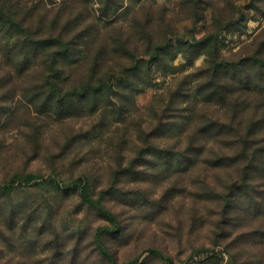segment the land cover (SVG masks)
I'll return each instance as SVG.
<instances>
[{
  "label": "rangeland",
  "instance_id": "rangeland-1",
  "mask_svg": "<svg viewBox=\"0 0 264 264\" xmlns=\"http://www.w3.org/2000/svg\"><path fill=\"white\" fill-rule=\"evenodd\" d=\"M1 8L74 56L0 32V264H264V0Z\"/></svg>",
  "mask_w": 264,
  "mask_h": 264
},
{
  "label": "trees",
  "instance_id": "trees-1",
  "mask_svg": "<svg viewBox=\"0 0 264 264\" xmlns=\"http://www.w3.org/2000/svg\"><path fill=\"white\" fill-rule=\"evenodd\" d=\"M0 16L2 17L0 24H3V27H1L0 32L4 31V34L8 35L9 33L14 31V32H17L14 34V37L15 36H19V37L20 36H26L28 38V43H26V46L28 47V49L23 53V56L20 58V61H19V63H21L25 66L24 72L26 74L31 73L32 70H35L38 67V63H37L38 57L36 56V53H35V50L38 47H39L38 50H40L42 47H44V48H53L54 47V48H58V50H59V51H56L55 53H53L54 56H53V59H51V61H46L47 67L49 66L48 69H49L50 75H52V73H58V71H59V69H58L59 68V66H58L59 54H63L65 56L69 55V57L74 56V53L71 52V50L69 49L70 41H68V39H66L62 36L54 37V38L36 39L38 44H39V46L36 47V45H35L36 41L34 39L30 38L31 36L29 33V29L27 27H24V24L15 20V15H14L12 10H7L5 8H1L0 9ZM103 16L105 18H109L110 14L107 13V11H105L103 13ZM16 27L19 29V31H16V29H15ZM11 38H13V34H10L8 37V39H11ZM166 48L167 47H165L163 50L165 51ZM60 50H62V51H60ZM155 51H157V50H155ZM64 60H66V59H64ZM263 62L264 61L260 59L258 61H254V63H250V64L253 66H256V67L259 66L260 68H262ZM49 79H50L49 77L45 78V81L43 79V81H41V83H39L37 85L36 90L40 91V92H45L44 90L46 88H49L50 98H53L54 96L52 94L54 93V90H56V89L54 87H52L54 85V82L48 84ZM254 86H255L256 90H257V88L259 90L264 89V84L261 81H259L258 83H255ZM237 136L239 137V139H241L240 135H237ZM239 142H241V141H239ZM30 178H33V177H30ZM78 188L80 189L79 191H80L81 197L84 201H86L91 206H95L100 212H102L106 217H108V219L115 222V216L113 215V213L110 210H108L102 203L92 199L89 196L88 187L82 186V187H78ZM95 240H96L97 247L100 250V252L102 253V255L111 261L113 259V256L101 243L99 230L96 233V239ZM150 253L153 255H156V256H158V257H160L166 261L169 260L165 255H163L159 251L151 250Z\"/></svg>",
  "mask_w": 264,
  "mask_h": 264
}]
</instances>
